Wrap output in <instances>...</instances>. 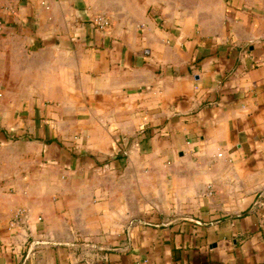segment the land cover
<instances>
[{
    "label": "crops",
    "instance_id": "obj_1",
    "mask_svg": "<svg viewBox=\"0 0 264 264\" xmlns=\"http://www.w3.org/2000/svg\"><path fill=\"white\" fill-rule=\"evenodd\" d=\"M0 264H264V0H0Z\"/></svg>",
    "mask_w": 264,
    "mask_h": 264
},
{
    "label": "built area",
    "instance_id": "obj_2",
    "mask_svg": "<svg viewBox=\"0 0 264 264\" xmlns=\"http://www.w3.org/2000/svg\"><path fill=\"white\" fill-rule=\"evenodd\" d=\"M12 1V0H9ZM94 24L99 29H108L111 26L110 20L106 17L104 14L97 15L94 18ZM222 156V155H220ZM21 214H19L10 224V229H16L18 228L22 222H21Z\"/></svg>",
    "mask_w": 264,
    "mask_h": 264
}]
</instances>
